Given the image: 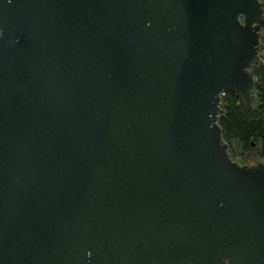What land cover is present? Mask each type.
<instances>
[{
	"label": "water",
	"instance_id": "95a60500",
	"mask_svg": "<svg viewBox=\"0 0 264 264\" xmlns=\"http://www.w3.org/2000/svg\"><path fill=\"white\" fill-rule=\"evenodd\" d=\"M259 0H0V264H264Z\"/></svg>",
	"mask_w": 264,
	"mask_h": 264
},
{
	"label": "trees",
	"instance_id": "16d2710c",
	"mask_svg": "<svg viewBox=\"0 0 264 264\" xmlns=\"http://www.w3.org/2000/svg\"><path fill=\"white\" fill-rule=\"evenodd\" d=\"M259 38V50L263 56L262 61L251 68L255 95L253 105L248 108L242 106L230 92L220 94L222 112L217 117V124L230 158L234 155L242 156L241 159L248 157L249 151L254 147L264 159V31ZM245 160L240 164H248L251 158Z\"/></svg>",
	"mask_w": 264,
	"mask_h": 264
},
{
	"label": "rangeland",
	"instance_id": "374dc122",
	"mask_svg": "<svg viewBox=\"0 0 264 264\" xmlns=\"http://www.w3.org/2000/svg\"><path fill=\"white\" fill-rule=\"evenodd\" d=\"M259 1H261L263 4H264V0H259ZM263 31H264V29L263 30H261V32H260V37L262 36V34H263ZM259 44H260V38H259ZM250 72H251V70H250ZM251 151V150H250ZM249 151V155H248V157L246 156L245 158H243V159H241L242 158V156H238V155H234V156H231V160H233V161H235V162H237L238 164H240V162H244V161H246L245 159H249V158H251V160L249 161V165H252V164H255V163H264V159L263 158H261L259 155H258V153H257V151L254 149V147H252V151L250 152ZM229 155V154H228ZM230 157V156H229ZM241 159V160H240ZM241 165H244V164H241Z\"/></svg>",
	"mask_w": 264,
	"mask_h": 264
},
{
	"label": "built area",
	"instance_id": "2783aa9c",
	"mask_svg": "<svg viewBox=\"0 0 264 264\" xmlns=\"http://www.w3.org/2000/svg\"><path fill=\"white\" fill-rule=\"evenodd\" d=\"M258 62H261L262 61V56H263V54H262V52L260 51V50H258Z\"/></svg>",
	"mask_w": 264,
	"mask_h": 264
}]
</instances>
